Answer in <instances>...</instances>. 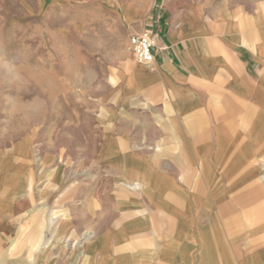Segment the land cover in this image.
<instances>
[{
	"label": "crops",
	"instance_id": "crops-1",
	"mask_svg": "<svg viewBox=\"0 0 264 264\" xmlns=\"http://www.w3.org/2000/svg\"><path fill=\"white\" fill-rule=\"evenodd\" d=\"M87 3L117 45L98 172L71 180L27 139L0 149V264H264V0Z\"/></svg>",
	"mask_w": 264,
	"mask_h": 264
},
{
	"label": "rangeland",
	"instance_id": "rangeland-1",
	"mask_svg": "<svg viewBox=\"0 0 264 264\" xmlns=\"http://www.w3.org/2000/svg\"><path fill=\"white\" fill-rule=\"evenodd\" d=\"M87 1L0 0V149L27 139L77 182L98 172L102 74L117 48L86 25ZM67 192L48 201L47 222L53 208L67 216Z\"/></svg>",
	"mask_w": 264,
	"mask_h": 264
},
{
	"label": "built area",
	"instance_id": "built-area-1",
	"mask_svg": "<svg viewBox=\"0 0 264 264\" xmlns=\"http://www.w3.org/2000/svg\"><path fill=\"white\" fill-rule=\"evenodd\" d=\"M134 59L140 64H149L154 60L156 39L150 32L134 34L130 37Z\"/></svg>",
	"mask_w": 264,
	"mask_h": 264
},
{
	"label": "bare ground",
	"instance_id": "bare-ground-1",
	"mask_svg": "<svg viewBox=\"0 0 264 264\" xmlns=\"http://www.w3.org/2000/svg\"><path fill=\"white\" fill-rule=\"evenodd\" d=\"M86 233H87V232H86ZM86 233H85V234H86ZM89 235H90V234H89ZM85 237H87V236H85ZM85 239H86V238H85ZM80 254H81V253H80ZM78 256H79V254H78Z\"/></svg>",
	"mask_w": 264,
	"mask_h": 264
}]
</instances>
